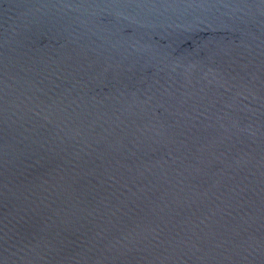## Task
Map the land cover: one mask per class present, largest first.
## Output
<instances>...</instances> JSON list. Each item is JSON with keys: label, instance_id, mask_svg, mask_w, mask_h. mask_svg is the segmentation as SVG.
I'll use <instances>...</instances> for the list:
<instances>
[{"label": "water", "instance_id": "water-1", "mask_svg": "<svg viewBox=\"0 0 264 264\" xmlns=\"http://www.w3.org/2000/svg\"><path fill=\"white\" fill-rule=\"evenodd\" d=\"M0 264H264V0H0Z\"/></svg>", "mask_w": 264, "mask_h": 264}]
</instances>
